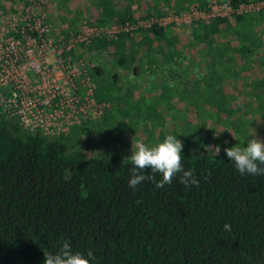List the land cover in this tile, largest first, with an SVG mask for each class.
<instances>
[{
	"label": "trees",
	"instance_id": "16d2710c",
	"mask_svg": "<svg viewBox=\"0 0 264 264\" xmlns=\"http://www.w3.org/2000/svg\"><path fill=\"white\" fill-rule=\"evenodd\" d=\"M118 1L95 0L96 10L91 8L97 14L90 13L87 24L97 33L62 54L66 63L83 60L85 75L96 80L92 91L99 105L119 102L121 117L142 114L137 107L130 113L132 104L125 107L130 89L117 97L119 72L146 77L150 84L151 77L160 75L162 81H152V90L165 91L154 99L168 101L166 82L193 74V48L205 64L195 76L207 77L208 99L217 111L233 112L222 84L247 71L255 97L264 96V8L240 10L264 0H219L234 11L180 26L163 24L169 11L160 12L158 4L169 5L171 13L207 12L210 1L153 0L155 13L144 17L135 14L130 2L119 6ZM113 22L118 31L109 32ZM126 25L132 28L124 30ZM184 28H189L187 42ZM79 33L67 34L65 40ZM152 103L143 117L156 112ZM1 108L0 264H43V250L55 253L64 241L85 257L91 250L95 259L90 264H264V175H241L225 153L201 154L184 138L182 165L194 170L198 186L185 187L179 173L162 188L145 180L133 189L128 184L133 165L123 161L130 154L114 148L88 154L72 144L81 141L90 120L77 125L76 137L66 129L54 137L29 131ZM111 113H105L102 124L115 125ZM261 135L264 141V129ZM156 179L162 175L157 173Z\"/></svg>",
	"mask_w": 264,
	"mask_h": 264
},
{
	"label": "rangeland",
	"instance_id": "374dc122",
	"mask_svg": "<svg viewBox=\"0 0 264 264\" xmlns=\"http://www.w3.org/2000/svg\"><path fill=\"white\" fill-rule=\"evenodd\" d=\"M30 2V0H2L0 17L23 11ZM129 2L131 9L138 17H144L148 12L155 13L158 5H160V12L174 11L169 5H165V3L157 5L153 0L118 1L119 6ZM168 2L172 3L173 0ZM35 6L36 16L49 26L51 35L57 41L65 40L67 34L79 33L85 27L88 28L87 20L90 19L88 15L92 13L91 17H94L97 14L95 0H35ZM77 11H80L78 16L76 15ZM111 25L117 24L113 22ZM71 26L73 29L69 28ZM183 30L186 35V40L183 38V41L187 42L188 39L190 40L189 28ZM235 43L233 42V44ZM197 51V48H193L192 54L190 53L191 58L195 60L190 71L193 74L183 75L182 78H170L169 82H166L165 88L171 89L166 95L169 97L168 101L154 99L155 93L159 94L165 91V89H157V87L152 90L154 84L152 81H162L160 75L151 77L150 84L146 77H130L129 74L118 73L120 90L115 93H117V97H122L130 89L131 101L125 105L126 108L130 104L133 105V107H129L130 113H134L135 107L139 108L142 114L146 113L148 103L156 102L153 108L155 110L156 107V112H150V116L146 118L139 113L132 119L129 116L121 117L116 109L119 102L102 101L99 105V101L92 91V88L96 87V80L88 74L85 75L83 60L78 59L69 63L68 68L75 73L73 79L77 94L84 101L81 105L83 115H79L77 121L68 118L62 128L65 125L67 127L66 134L69 133L70 137H76L78 135L77 125L81 127L84 121L90 120L85 123L83 129L85 134L81 136V141L73 140L72 144L88 154H100L111 148L131 154L132 140L133 142L142 141L146 145L152 146L156 142H162L167 135H174L179 140L186 138L193 149L201 154H215L213 149L215 146L220 147V153H225L224 148L237 144L246 146L248 139L252 138L254 134L261 140V133L264 129V108L261 104L264 101V96L258 99L253 94V92L256 94V91H252L253 87H250L253 84L250 78L252 74L247 71L238 79L223 82V91L230 97L228 106L233 109V112L227 114L225 111H217L215 104L208 99L210 90L206 86L207 77L201 74L204 72L205 64L201 61L203 57L199 54L200 52ZM102 60L107 64L110 62L106 57ZM197 65H199L198 70L195 69ZM196 71L201 73L195 76ZM184 77H188L186 80H191V82L185 81ZM202 77L204 83H193L194 80ZM103 106L107 109L101 108ZM120 106L122 107L123 104ZM110 109L113 119L117 122L115 125L102 124V117H105V113ZM233 123L236 124V128L233 127ZM71 125L74 126L69 129ZM60 131L54 130L49 135L56 137Z\"/></svg>",
	"mask_w": 264,
	"mask_h": 264
},
{
	"label": "built area",
	"instance_id": "2783aa9c",
	"mask_svg": "<svg viewBox=\"0 0 264 264\" xmlns=\"http://www.w3.org/2000/svg\"><path fill=\"white\" fill-rule=\"evenodd\" d=\"M30 1L23 11L0 17V105L6 116L16 117L29 131L49 134L66 129L62 125L68 118L77 121L83 115L84 101L76 91L75 73L62 54L77 42L87 41L98 30L85 27L67 40L57 41L49 26L36 16L35 0ZM209 1L207 12L197 9L170 12L162 17V23L189 25L195 20L228 16L234 11L227 2ZM242 8H264V1ZM122 28L129 30L132 26ZM108 31H118V26L113 25Z\"/></svg>",
	"mask_w": 264,
	"mask_h": 264
},
{
	"label": "clouds",
	"instance_id": "9594fccd",
	"mask_svg": "<svg viewBox=\"0 0 264 264\" xmlns=\"http://www.w3.org/2000/svg\"><path fill=\"white\" fill-rule=\"evenodd\" d=\"M227 143V141H225ZM184 145L174 135H167L162 142L154 145H146L142 141L132 140L131 154L123 158V161L133 165L131 169L129 187L135 189L141 182L148 180L155 184L156 188H162L165 184H170L174 176L179 173V182L185 187L198 186L199 181L194 174V170H185L182 165V151ZM215 154L219 155L220 147L215 146ZM224 152L229 161L234 162L237 171L241 174L264 175V141L255 137L248 139L246 146L224 148ZM145 170H150V175H145ZM162 175V179L157 180L156 174ZM226 231L231 232V226L224 225ZM43 264H90V260L95 257L91 250L87 257L80 251H73L67 241H64L55 253L43 250Z\"/></svg>",
	"mask_w": 264,
	"mask_h": 264
}]
</instances>
